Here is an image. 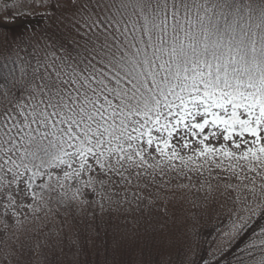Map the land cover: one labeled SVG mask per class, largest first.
I'll list each match as a JSON object with an SVG mask.
<instances>
[{
  "label": "snow or ice",
  "instance_id": "obj_1",
  "mask_svg": "<svg viewBox=\"0 0 264 264\" xmlns=\"http://www.w3.org/2000/svg\"><path fill=\"white\" fill-rule=\"evenodd\" d=\"M14 7L0 27L18 16L51 23L0 32L5 234L40 213L147 207L190 174L211 192L207 171L241 206L216 253L228 264H264V0ZM14 254L4 250L6 259Z\"/></svg>",
  "mask_w": 264,
  "mask_h": 264
},
{
  "label": "rangeland",
  "instance_id": "obj_2",
  "mask_svg": "<svg viewBox=\"0 0 264 264\" xmlns=\"http://www.w3.org/2000/svg\"><path fill=\"white\" fill-rule=\"evenodd\" d=\"M15 3L0 2V16L15 13ZM0 32H5L2 27ZM213 146L219 147L215 142ZM190 175L191 182L173 179L167 200H156L147 207L146 200L139 208L125 205L101 213L93 205L74 218L63 212L55 217L40 213L39 219L29 217L22 226L10 227L6 234L0 227V264H182L189 257H197L205 239H211L207 248L215 246L216 239L212 238L228 230L232 213L240 211L241 206L233 202L234 191L216 187L215 173L208 176L204 172L211 192L208 184L201 189L196 175ZM178 183L186 187L178 188ZM231 183L240 180L233 178ZM19 218L24 219L23 213ZM9 247L15 249V254L6 259L4 250Z\"/></svg>",
  "mask_w": 264,
  "mask_h": 264
},
{
  "label": "trees",
  "instance_id": "obj_3",
  "mask_svg": "<svg viewBox=\"0 0 264 264\" xmlns=\"http://www.w3.org/2000/svg\"><path fill=\"white\" fill-rule=\"evenodd\" d=\"M38 19H39V17L19 18V19L15 20L14 22L9 23V25H4L2 27V30L10 32V33L11 32H20L23 29V26L25 24H28L29 30H31V28L33 26H35L37 31H39V29L41 27H44L45 23H51L49 21L48 22L40 21V23H37ZM215 223L216 222L213 223V227H214ZM212 239H216V237H213ZM209 240H211V239L210 238L205 239L203 251L200 252L197 255V257H192V258L189 257L188 260L183 262L182 264H204V262H206L208 260H213L214 264H217V262H218V264H228V260L230 259V257L227 255V253H225L224 256H219L215 252V246L214 245H211L210 247L207 248V246L209 245V243H208ZM122 241L124 242V245H126L125 241L124 240H122ZM211 248H213V250H211ZM210 253H212L213 255H210ZM179 264H181V261Z\"/></svg>",
  "mask_w": 264,
  "mask_h": 264
},
{
  "label": "water",
  "instance_id": "obj_4",
  "mask_svg": "<svg viewBox=\"0 0 264 264\" xmlns=\"http://www.w3.org/2000/svg\"><path fill=\"white\" fill-rule=\"evenodd\" d=\"M2 2H11V1H14V0H0Z\"/></svg>",
  "mask_w": 264,
  "mask_h": 264
}]
</instances>
